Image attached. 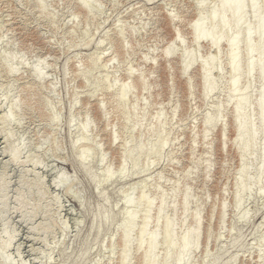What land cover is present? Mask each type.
Listing matches in <instances>:
<instances>
[{"label": "rangeland", "instance_id": "374dc122", "mask_svg": "<svg viewBox=\"0 0 264 264\" xmlns=\"http://www.w3.org/2000/svg\"><path fill=\"white\" fill-rule=\"evenodd\" d=\"M243 1L244 27H254L251 2L263 0ZM219 5L0 0V264H144L154 233L147 264H176L186 236L187 264H264V195L257 194L264 191L257 109L263 82L258 71L247 75L242 41L238 94L247 98L243 111L258 131L242 157L228 37L215 49L207 40L195 43L191 29L202 18L211 30ZM169 48L174 54L167 58ZM190 57L197 63L183 75ZM208 61L215 90L206 97L201 64ZM160 146L157 155L128 158ZM85 151L89 157L78 164ZM123 164L125 180L107 183ZM128 195L134 201L128 212L137 217L125 243ZM141 196L151 208L139 204ZM103 214L115 219L98 230Z\"/></svg>", "mask_w": 264, "mask_h": 264}, {"label": "bare ground", "instance_id": "6f19581e", "mask_svg": "<svg viewBox=\"0 0 264 264\" xmlns=\"http://www.w3.org/2000/svg\"><path fill=\"white\" fill-rule=\"evenodd\" d=\"M251 8H252V16L256 23V25L253 27L252 25H246L244 27V24H246L245 21V13H246V4L243 0H237L235 2H230L228 0H220V5L217 10L213 11L210 15V20L214 24L213 28L211 30H208L206 28V24L203 21L202 18H198V20L192 25V34L194 37V42L199 43L202 40H207L212 48L218 49L220 44L223 41L224 37H228V44L230 48L229 52V62H230V68H231V79H230V90L232 97L236 98V120L235 123L237 125V131H236V141L239 144H242L241 150H242V157H245L250 150L253 148V143L257 139L258 131L254 129V127L248 122L246 119V114L244 113V108L248 105V100L246 97H240L239 96V83H240V76H241V58H240V45L243 41L246 47L247 51V75L250 77L255 71L259 72L260 78L262 79L263 85L261 87V94L257 101V109L259 111V117L262 123V130L261 133L264 135V0L263 4L261 6H258L253 1L251 2ZM231 18V20H228V18ZM219 30L221 32L220 36L216 35V31ZM256 37L257 45L253 44V39ZM177 39V38H176ZM254 52H257V58H254L252 55ZM173 51H171V48L166 50L165 57L169 58L170 56H173ZM197 61L195 58H186L183 60L182 63V74L186 75L189 73V71L195 66ZM213 62H203L201 64L202 68V79L204 81V84H208V88L205 92V96H210L214 90L215 85L211 81V68ZM212 66V67H211ZM36 78L41 79L42 75L40 73L36 72L34 73ZM123 97H125L123 95ZM3 122H6L8 120V116H4L1 118ZM207 123H212L210 119H207ZM160 133V132H159ZM158 135L160 136V134ZM160 147L152 148L148 151H144L142 149H139L136 151L134 155L129 154L128 158L133 159L140 158L141 156L145 155H157L160 150ZM14 155L12 157L13 161H16L18 154L13 153ZM89 157L88 151H85L82 156L76 160L78 164H82L87 158ZM90 169L87 170L88 173H90ZM264 171V148L261 151V166L259 168L260 174ZM248 170H243L244 175H247ZM127 177V170L125 165L123 164L120 172L117 176H112L111 174L106 175V182H112L117 179H124ZM60 185L62 188H64L67 184V180L65 178L60 179ZM122 180V181H124ZM241 184V181H239V184ZM258 196L264 195V191L260 190L258 191ZM240 199L236 198V205L239 206ZM125 210L122 213V216L124 217V224H123V236L122 239L125 243H127L130 240V234L132 231L133 224L136 220L137 213H129L128 208L134 205V201L132 200L131 196H125L123 199ZM144 203L148 208H151L152 202H147L144 199V196H141L139 200V204ZM117 205V204H116ZM118 206V205H117ZM116 206V207H117ZM116 209V208H115ZM163 211V208L159 210L158 215H161ZM116 214V213H115ZM115 216V215H114ZM112 214H103L99 216L96 220V222H99L98 230H101L104 226L110 225L115 217ZM196 222L199 223V219L196 218ZM149 226V220L148 216L145 217L143 227L140 230V237H144L147 233V229ZM104 229V228H103ZM117 231V230H116ZM173 233V224L167 223L165 226V239L167 241H170L171 236ZM98 234V233H97ZM197 236V234H196ZM12 241V239H11ZM157 244V236L154 233L153 236L150 238L149 242V249L146 252L144 256V264L149 263L153 258V252L155 250ZM8 247V243L3 245V248ZM173 245H170V248H172ZM175 249V248H173ZM178 256L176 264H187L185 262V257L188 255V253L191 251V247L187 241V236L184 237L182 241V245L178 249ZM1 253V249H0ZM169 257V256H168ZM4 263H8L6 260H4ZM216 263V261H215ZM9 264V263H8Z\"/></svg>", "mask_w": 264, "mask_h": 264}]
</instances>
